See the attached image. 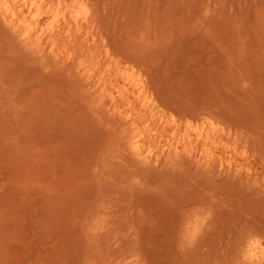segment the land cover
Returning a JSON list of instances; mask_svg holds the SVG:
<instances>
[{
	"label": "rangeland",
	"instance_id": "rangeland-1",
	"mask_svg": "<svg viewBox=\"0 0 264 264\" xmlns=\"http://www.w3.org/2000/svg\"><path fill=\"white\" fill-rule=\"evenodd\" d=\"M86 2H0V264H264V0Z\"/></svg>",
	"mask_w": 264,
	"mask_h": 264
},
{
	"label": "bare ground",
	"instance_id": "bare-ground-1",
	"mask_svg": "<svg viewBox=\"0 0 264 264\" xmlns=\"http://www.w3.org/2000/svg\"><path fill=\"white\" fill-rule=\"evenodd\" d=\"M2 1V0H1ZM0 1V2H1ZM17 1V0H16ZM18 1H22L23 3H24V9H21L20 10V12H24V10H27L28 12H29V15L32 17V20H36L37 22L40 20V17H48V18H50L51 19V17L53 18V19H57L58 17L59 18H62L64 21H65V25H67V27L68 26H70V23L72 22V21H74L76 24H82V22H85L86 24L87 23H89V21H90V19H91V7L89 8V5L87 4L88 2H86V0H58V2L53 6V5H50V4H48V2H46L47 0H18ZM51 1V0H50ZM49 1V2H50ZM3 3H4V5L3 6H5V8H6V10L13 16V17H15L17 14L15 13V9L14 8H12L11 6H10V4H7V0H3ZM51 4H52V2H50ZM54 3V2H53ZM93 3V2H92ZM2 4V3H1ZM13 4H14V2H13ZM19 5V4H18ZM1 6V5H0ZM17 7V6H16ZM15 7V8H16ZM21 7V6H20ZM19 7V8H20ZM93 7V6H92ZM4 8V7H3ZM18 8V7H17ZM18 8V9H19ZM2 9V8H1ZM4 10V9H3ZM19 12V11H18ZM24 15V14H23ZM1 16V15H0ZM17 17V16H16ZM15 17V18H16ZM26 17V16H25ZM43 17V19H46V18H44ZM20 19V18H19ZM42 19V18H41ZM49 19V20H50ZM27 20H29L30 21V19H26V20H24V21H27ZM61 20V19H60ZM92 20H93V18H92ZM6 21V20H5ZM24 21H22L23 23H24ZM28 21V22H29ZM42 21V20H41ZM44 22V21H43ZM56 22H58V21H56ZM81 22V23H80ZM96 22V21H95ZM10 23V22H9ZM45 23L46 22H44V25H45ZM50 23V22H49ZM59 23V22H58ZM57 23V24H58ZM19 24H22V23H19ZM32 23L30 22V24L29 23H27V26H26V28H27V31H26V39H28L29 37H31V33L34 31V29L37 27L38 28V26H37V23H36V27L35 28H33L32 27V25H31ZM43 24V23H42ZM47 25H48V23H46ZM72 24V23H71ZM75 24V25H76ZM84 24V23H83ZM91 24V23H90ZM10 26V25H9ZM25 26V25H24ZM43 26V25H42ZM57 26H59L60 27V24L59 25H57ZM56 25H55V27H57ZM63 26V25H62ZM73 26H74V24H73ZM72 26V27H73ZM11 27V26H10ZM49 27V26H48ZM47 27V30L49 29ZM53 27H54V25H53ZM51 28V29H54V28ZM59 27L58 28H55L54 30H56V29H59ZM64 27V26H63ZM86 26L84 25V28H85ZM88 27V26H87ZM13 28V27H12ZM37 28H36V30H37ZM42 28V27H41ZM45 28H46V25H45ZM73 28H75V27H73ZM73 28H72V30H73ZM82 28V27H81ZM80 28V29H81ZM93 28V27H92ZM42 29H44V28H42ZM41 29V30H42ZM61 29V28H60ZM59 29V30H60ZM68 29V28H67ZM76 29V28H75ZM79 29V30H80ZM14 30V29H13ZM53 30V31H54ZM59 30H56V31H59ZM69 30V29H68ZM78 30V31H79ZM83 30V29H82ZM85 30H88V29H85ZM44 31H46L45 29L43 30V31H41V32H38V31H36V36L37 37H42V34L44 33ZM50 31V30H49ZM62 31V30H61ZM63 31H64V29H63ZM71 31V30H70ZM75 31H77V29L75 30ZM13 32H15V31H13ZM51 32V31H50ZM80 33L81 32H83V31H79ZM88 32H89V30H88ZM90 32H91V30H90ZM62 33V32H61ZM61 33H60V35H61ZM66 33V32H65ZM73 33H75V32H73ZM72 33V34H73ZM33 34V33H32ZM45 34H49V33H45ZM67 34V33H66ZM65 34V35H66ZM76 34V33H75ZM87 34V33H86ZM18 35V34H17ZM52 35V34H51ZM57 35V34H56ZM64 35V34H63ZM20 36V35H19ZM48 36V35H47ZM46 36V37H47ZM59 36V35H58ZM66 36H69V35H66ZM66 36H64L65 38H66ZM85 36H87V35H85ZM84 36V37H85ZM94 36V35H93ZM22 37V34H21V36L19 37V38H21ZM48 37H50L51 38V36L49 35ZM62 37V36H61ZM83 37V36H82ZM83 37V38H84ZM90 38H91V36H89ZM23 38H25L24 36H23ZM22 38V39H23ZM65 38L63 39V40H65ZM70 38V40L73 38H71V37H69ZM43 39V38H42ZM41 39V40H42ZM46 39V38H45ZM53 39V38H52ZM51 39V40H52ZM55 39H57V37L56 38H54V40ZM87 39V38H86ZM89 39V38H88ZM25 40V39H24ZM51 40H50V42H51ZM58 40V39H57ZM59 40H61L60 38H59ZM73 40V39H72ZM74 40H76L75 39V37H74ZM26 41H28V40H26ZM25 41V42H26ZM56 41V40H55ZM67 41V40H66ZM91 41V40H90ZM96 41V40H95ZM23 42V41H22ZM24 42V43H25ZM31 41H29V43H30ZM37 42V41H36ZM57 42V41H56ZM74 41H72V43H73ZM28 43V42H27ZM27 43H25L26 45H27ZM41 43H43L42 41H40V43L39 44H41ZM45 43V42H44ZM58 43V42H57ZM57 43L55 44V43H53L54 45H56L57 46ZM86 43V42H85ZM32 44V43H31ZM30 44V45H31ZM59 44H61V43H59ZM65 44V43H64ZM68 44H69V42H68ZM75 44V43H74ZM73 44V45H74ZM83 44V43H82ZM23 45V44H22ZM29 45V44H28ZM44 44H41V46H43ZM84 45V44H83ZM96 45V44H95ZM32 46V45H31ZM55 46V47H56ZM53 46H51V48H52ZM75 47V46H74ZM86 47V46H85ZM94 47V46H93ZM100 47V46H99ZM102 47V46H101ZM30 48H32V47H30ZM35 48V47H34ZM44 48V47H43ZM46 48V47H45ZM89 48H90V46H89ZM53 49V48H52ZM58 49V48H57ZM81 49H83V48H81ZM86 49V48H85ZM87 49H88V47H87ZM96 49V48H95ZM28 50H30V49H28ZM54 50V49H53ZM89 50V49H88ZM98 50V49H97ZM87 51V50H86ZM110 51V50H109ZM50 52V51H49ZM62 52V51H61ZM81 52H82V50H81ZM85 52V51H84ZM84 52H82V54L84 53ZM98 52V51H97ZM56 53V52H55ZM86 53V52H85ZM84 53V54H85ZM70 54V53H69ZM73 54V53H72ZM87 54V53H86ZM90 54V53H89ZM70 57V56H69ZM108 57H109V55H108ZM92 58V57H91ZM94 58V57H93ZM107 58V57H106ZM110 58V57H109ZM105 60H107V59H105ZM110 60V59H109ZM114 62H116V60L114 61ZM106 64H107V62H106ZM119 64V63H118ZM87 65H88V63H87ZM89 65H90V63H89ZM88 65V66H89ZM101 65H102V62H101ZM117 65V64H116ZM111 66V65H110ZM118 66H121V65H118ZM118 66H117V68H118ZM128 66V65H127ZM123 67V66H122ZM85 68H86V66H85ZM88 68V67H87ZM86 68V69H87ZM114 68H116V67H114ZM113 68V69H114ZM116 68V69H117ZM129 69H130V67H128ZM85 69V70H86ZM97 69H99V68H97ZM103 69V68H102ZM136 69V68H135ZM134 69V70H135ZM88 70V69H87ZM90 70V69H89ZM88 70V71H89ZM92 70V69H91ZM109 70H111V69H109ZM114 71H115V69H114ZM97 72V71H96ZM109 72H111V71H109ZM124 72H127V70L126 71H124ZM123 72V73H124ZM89 73H91L90 71H89ZM120 73H122V72H120ZM129 73V72H128ZM133 73V72H132ZM140 73V72H139ZM91 74H93V73H91ZM103 74V73H102ZM111 74V73H110ZM114 74H116V76L119 74H117L116 72L114 73ZM93 75H95V73L93 74ZM98 75V74H97ZM120 76H122L121 74H119ZM118 75V77L119 78H121L120 76ZM124 75V74H123ZM130 75V74H129ZM129 75H128V79H127V77L126 78H121L122 80H124L123 82H124V85L123 86H121V89L123 90V89H125L126 88V90L129 88V86H132L131 84L135 81V80H132V78H129ZM88 76H89V74H88ZM107 76H109V74L108 75H106V77ZM142 76V75H141ZM141 76H139V77H141ZM92 77V76H91ZM99 77H100V75H99ZM113 77V76H112ZM112 77H110V79L112 78ZM117 77V78H118ZM123 77H125V75L123 76ZM93 78V77H92ZM100 78H103V76L102 77H100ZM100 78H99V80H100ZM108 78V80H109V77H107ZM93 79H95V78H93ZM137 79V78H136ZM141 79H142V77H141ZM107 80V79H106ZM110 81V80H109ZM112 81V82H111ZM111 86L113 85L112 83L114 82V80L113 79H111ZM99 82V81H98ZM92 83V82H91ZM99 84H101L102 85V83H98V85ZM117 84H119V83H117ZM116 85V84H115ZM135 86L137 85V86H139L137 89H138V93H136L137 95H135V97L134 98H132L130 95L131 94H129V92H128V96L126 97V98H124L125 100H126V102L128 103V105L130 106V108H134V105H135V103L137 104L138 102L139 103H142V108H146L148 105H152V106H157L156 104H158L157 102H156V100H155V98H154V95L151 93V92H149V90H150V88H149V90H148V88L146 87V84L144 83V82H142L141 83V81L140 82H138V81H135V84H134ZM105 86V85H104ZM128 87V88H127ZM108 88V87H107ZM114 88V87H113ZM113 88H111L110 90H111V92H113L114 91V89ZM133 88H135V87H133ZM96 89H98L97 87H96ZM100 89V88H99ZM102 89V88H101ZM136 89V90H137ZM113 90V91H112ZM120 90V89H119ZM135 90V89H134ZM116 91V90H115ZM127 91H129V90H127ZM110 92V91H109ZM127 94V93H126ZM133 94V93H132ZM117 95V94H116ZM121 96V95H120ZM119 96V97H120ZM108 97V96H107ZM112 97H113V94H112ZM116 97V96H115ZM123 97V96H122ZM160 104V103H159ZM138 107V106H137ZM158 107H159V105H158ZM157 108V107H156ZM137 109V108H136ZM154 109H155V107H154ZM158 109H161V108H158ZM137 110H139V109H137ZM141 111V110H140ZM140 111H138V113L136 114V116L138 115V117H136V118H139V121H144V122H147L148 124L151 122V120L149 119V120H147V118L146 117H148V116H146V115H144L142 112H140ZM152 112H154V111H152ZM152 112H151V115H152ZM134 113V112H133ZM163 113V112H162ZM130 115V114H129ZM134 115V114H133ZM153 116V115H152ZM131 117V116H130ZM133 117V116H132ZM150 117V116H149ZM153 117H156V115L155 116H153ZM172 117V116H171ZM158 119V118H157ZM154 120V119H153ZM169 120V119H168ZM207 120V119H206ZM150 121V122H149ZM136 122V121H135ZM157 122V121H156ZM160 122H161V120H160ZM169 122V121H168ZM188 122V121H187ZM143 123V122H142ZM139 124H140V122H139ZM138 124V125H139ZM156 124V123H155ZM155 124L154 125H152V126H155ZM173 124V123H172ZM172 124H170L171 126H172ZM191 124V123H190ZM209 124H210V129L208 130V132H207V140L205 139L204 140V138H200L202 141H204L203 143V148H202V155L204 154V155H207V156H210L211 157V155H213V153L211 154V150H210V140H208V139H211L210 138V134H211V132H215V134H216V132L220 129V123L218 124V123H216V121H214V120H211L210 122H209ZM142 125V124H141ZM146 125V124H145ZM199 125H201V124H199ZM135 126V125H134ZM143 126V125H142ZM141 126V127H142ZM149 126V125H148ZM170 126V127H171ZM176 126H177V124H176ZM179 126V125H178ZM192 126V125H191ZM196 126V125H195ZM208 126V125H207ZM157 127V126H156ZM160 127V126H159ZM173 127V130L175 131V126L173 125L172 126ZM171 127V128H172ZM221 127H222V125H221ZM155 128V127H154ZM226 128V127H225ZM224 128V129H225ZM149 129V128H148ZM177 129H179V128H177ZM203 129V128H202ZM204 129H205V127H204ZM147 130V129H146ZM187 130V129H186ZM163 131H165V130H163ZM171 131H172V129H171ZM194 131V130H193ZM196 131V130H195ZM194 131V132H195ZM207 131V130H206ZM147 132V131H146ZM154 132V131H153ZM178 132V131H177ZM203 132H205L204 130H203ZM222 132V131H221ZM152 133V132H151ZM156 133H158L157 131H156ZM155 133V134H156ZM173 133V132H172ZM218 133V132H217ZM150 134V133H149ZM153 134V133H152ZM175 134H177V133H175ZM179 134H180V132H179ZM219 134H220V130H219ZM228 134V133H227ZM154 135V134H153ZM146 136H148V135H146ZM204 136H206V134L204 135ZM230 136V135H229ZM212 137H213V135H212ZM231 137V136H230ZM140 138V137H139ZM149 137H147V138H145V139H148ZM151 139H152V137H150ZM149 138V139H150ZM167 138V137H166ZM144 139V140H145ZM232 139V138H231ZM141 140H143V138H141ZM153 140H154V138H153ZM212 140V139H211ZM151 141V140H150ZM243 141H244V139H243ZM159 142V141H158ZM213 142H214V140H213ZM219 142V141H218ZM150 143V142H149ZM179 143V142H178ZM202 143V142H201ZM222 143V142H221ZM221 143H220V145H221ZM231 143H232V141H231ZM249 143V142H248ZM135 144V143H134ZM171 144V143H170ZM177 144V143H176ZM181 144V143H180ZM194 144V143H193ZM196 144V143H195ZM212 144V146L214 145L213 143H211ZM158 145V144H157ZM161 145V144H160ZM191 145V144H190ZM187 146V145H186ZM214 146H217V144L216 145H214ZM219 146V145H218ZM222 146V145H221ZM233 146V145H232ZM236 146V145H235ZM154 147V146H153ZM173 147V146H172ZM202 147V146H201ZM224 147V146H223ZM228 147V146H227ZM248 147V146H247ZM157 148V147H156ZM155 148V149H156ZM174 149L173 150H171V151H175V153H178L177 152V150L179 149V147L178 146H176V147H173ZM226 148V147H225ZM244 148V147H243ZM154 149V148H153ZM171 149V148H170ZM182 149V148H181ZM186 149H187V147H186ZM214 149V148H213ZM242 149V148H241ZM136 151V153H137V155H138V158L140 157V158H142V157H145V159L146 158H148L150 155L152 156V153H151V151H148L147 153H144V152H142V151H139V150H137V149H135ZM185 150V149H184ZM194 150V149H193ZM222 151V150H221ZM250 151V150H249ZM195 152V151H194ZM235 152L237 153V151L235 150ZM190 153V152H189ZM196 153V152H195ZM173 154V153H172ZM192 153H190V155H191ZM235 154V153H234ZM196 155V154H195ZM254 156V155H253ZM197 157V156H196ZM203 157V156H202ZM218 157H220V156H218ZM250 157V156H249ZM206 158V157H205ZM204 158V159H205ZM251 158V157H250ZM255 158V157H254ZM142 159H144V158H142ZM194 159V158H193ZM228 161V160H227ZM231 161V160H230ZM239 163V162H238ZM229 167V166H228ZM256 171V170H255ZM256 244V243H255ZM253 247V246H252ZM253 250V249H252ZM254 250H255V248H254ZM253 253H255V252H253Z\"/></svg>",
	"mask_w": 264,
	"mask_h": 264
}]
</instances>
